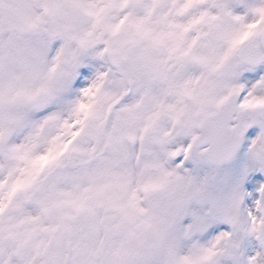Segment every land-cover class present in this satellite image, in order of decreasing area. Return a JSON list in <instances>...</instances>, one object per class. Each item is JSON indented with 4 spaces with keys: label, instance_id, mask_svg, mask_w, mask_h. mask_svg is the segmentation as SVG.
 <instances>
[{
    "label": "snow or ice",
    "instance_id": "obj_1",
    "mask_svg": "<svg viewBox=\"0 0 264 264\" xmlns=\"http://www.w3.org/2000/svg\"><path fill=\"white\" fill-rule=\"evenodd\" d=\"M0 264H264V0H0Z\"/></svg>",
    "mask_w": 264,
    "mask_h": 264
}]
</instances>
